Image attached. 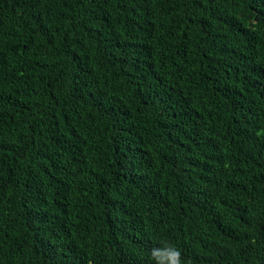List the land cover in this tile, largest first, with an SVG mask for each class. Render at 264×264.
<instances>
[{"label":"trees","instance_id":"trees-1","mask_svg":"<svg viewBox=\"0 0 264 264\" xmlns=\"http://www.w3.org/2000/svg\"><path fill=\"white\" fill-rule=\"evenodd\" d=\"M264 264V0H0V264Z\"/></svg>","mask_w":264,"mask_h":264},{"label":"clouds","instance_id":"clouds-1","mask_svg":"<svg viewBox=\"0 0 264 264\" xmlns=\"http://www.w3.org/2000/svg\"><path fill=\"white\" fill-rule=\"evenodd\" d=\"M153 264H184L181 250L169 241H162L151 250Z\"/></svg>","mask_w":264,"mask_h":264}]
</instances>
